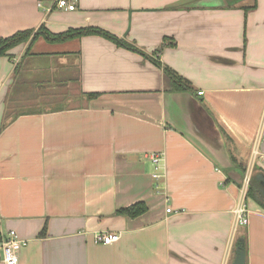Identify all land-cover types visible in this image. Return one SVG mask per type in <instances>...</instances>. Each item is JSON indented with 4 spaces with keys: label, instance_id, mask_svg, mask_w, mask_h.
Returning a JSON list of instances; mask_svg holds the SVG:
<instances>
[{
    "label": "crops",
    "instance_id": "crops-1",
    "mask_svg": "<svg viewBox=\"0 0 264 264\" xmlns=\"http://www.w3.org/2000/svg\"><path fill=\"white\" fill-rule=\"evenodd\" d=\"M41 24L140 52L39 36L0 55V235L27 240L18 264H231L241 236L246 264H264V210L247 198L235 224L227 179L264 170V0H0V38ZM164 67L192 90H168Z\"/></svg>",
    "mask_w": 264,
    "mask_h": 264
},
{
    "label": "trees",
    "instance_id": "trees-1",
    "mask_svg": "<svg viewBox=\"0 0 264 264\" xmlns=\"http://www.w3.org/2000/svg\"><path fill=\"white\" fill-rule=\"evenodd\" d=\"M86 35H100L104 38L111 40L118 46H123L131 50L140 52L134 45L126 42L124 39L119 38L113 33L108 32L107 30L100 28L98 26H80V27H69L61 32H51L44 24H41L36 30L25 29L19 30L15 33L0 38V55H7L9 49L15 47L20 43L27 42L26 54L29 53L30 47L33 42L39 37L42 36L48 42H60L69 40L72 38H79ZM156 65H160L158 60H154ZM164 76L167 80V89L171 91H191L190 83L184 79L179 74L175 73L173 70L164 67L163 68ZM99 93H87L85 96L88 99L96 98ZM3 125H6L4 122ZM233 160V158H231ZM235 161V160H233ZM240 172L237 173L238 177L232 179L230 176H227V179L233 180L237 186L240 188L243 183V178L245 175V167L238 165ZM247 198L254 200L263 210H264V170L261 168H255L250 176L245 191V201ZM147 210V205L140 201L132 205L119 208L116 210L117 214L126 215L128 217H136ZM44 229V228H43ZM43 234V232H42ZM244 243L243 246L246 249V237L243 236Z\"/></svg>",
    "mask_w": 264,
    "mask_h": 264
},
{
    "label": "built area",
    "instance_id": "built-area-1",
    "mask_svg": "<svg viewBox=\"0 0 264 264\" xmlns=\"http://www.w3.org/2000/svg\"><path fill=\"white\" fill-rule=\"evenodd\" d=\"M47 5L43 0H38V6L45 12H49L54 7L62 10H74L78 0H47ZM199 91L198 94H201ZM149 159L154 165H157L162 156L160 153H151ZM153 178L159 179L163 176L161 172L155 171L152 174ZM249 176L244 175L242 187H240V198L237 204L234 206L232 212L235 220V224L245 225L248 222V210L245 203V191L247 188ZM171 208L168 206L166 212H170ZM119 234L117 232H105L104 234L98 233L94 236L96 242H102L103 244H109L117 240ZM27 245V240L21 239L15 230H8L5 234L0 235V261L3 264H18V252L21 248Z\"/></svg>",
    "mask_w": 264,
    "mask_h": 264
},
{
    "label": "water",
    "instance_id": "water-1",
    "mask_svg": "<svg viewBox=\"0 0 264 264\" xmlns=\"http://www.w3.org/2000/svg\"><path fill=\"white\" fill-rule=\"evenodd\" d=\"M227 175L230 176L232 179H236L238 177V174L233 171L228 172ZM243 243H244V238L243 236H241L235 247L234 256L231 261V264H246V251L243 246Z\"/></svg>",
    "mask_w": 264,
    "mask_h": 264
},
{
    "label": "rangeland",
    "instance_id": "rangeland-1",
    "mask_svg": "<svg viewBox=\"0 0 264 264\" xmlns=\"http://www.w3.org/2000/svg\"><path fill=\"white\" fill-rule=\"evenodd\" d=\"M81 101H83V98H81ZM245 174H248L249 175V172H245ZM242 187V186H241Z\"/></svg>",
    "mask_w": 264,
    "mask_h": 264
}]
</instances>
